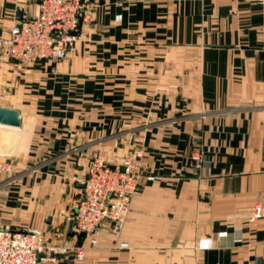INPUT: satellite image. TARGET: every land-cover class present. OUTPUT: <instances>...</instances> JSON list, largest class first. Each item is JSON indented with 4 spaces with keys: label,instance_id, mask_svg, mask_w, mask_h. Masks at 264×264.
Segmentation results:
<instances>
[{
    "label": "crops",
    "instance_id": "1",
    "mask_svg": "<svg viewBox=\"0 0 264 264\" xmlns=\"http://www.w3.org/2000/svg\"><path fill=\"white\" fill-rule=\"evenodd\" d=\"M37 2L0 0V36ZM52 67L0 57V105L21 119L0 124L19 179L0 180L3 223L82 244L73 264H264V221L250 217L264 190V0H99ZM140 145L157 178L119 233L68 234L90 158Z\"/></svg>",
    "mask_w": 264,
    "mask_h": 264
},
{
    "label": "built area",
    "instance_id": "2",
    "mask_svg": "<svg viewBox=\"0 0 264 264\" xmlns=\"http://www.w3.org/2000/svg\"><path fill=\"white\" fill-rule=\"evenodd\" d=\"M98 5L99 0H38L35 14L22 12L8 32L0 36V57L7 56L22 64L48 61L54 69L78 39L80 24L93 18ZM143 156L144 147L140 145L126 155L97 153L90 158L72 216L74 232L83 233L90 243L104 229L119 233L132 195L143 181L157 178L143 168ZM191 157L199 162L201 151L194 149ZM10 168V162L0 161V171ZM250 217L264 221V190ZM127 245L126 241L119 242L120 247ZM261 250L264 257V239ZM84 254L82 244L51 242L35 226L23 230L0 220V264H63L70 255L74 260Z\"/></svg>",
    "mask_w": 264,
    "mask_h": 264
},
{
    "label": "water",
    "instance_id": "3",
    "mask_svg": "<svg viewBox=\"0 0 264 264\" xmlns=\"http://www.w3.org/2000/svg\"><path fill=\"white\" fill-rule=\"evenodd\" d=\"M18 18L22 15V10L19 9L17 11ZM20 116L18 110L12 107L2 106L0 105V124L10 125V126H18L20 124ZM84 182L81 183L83 186ZM73 220H70L67 226V233L73 234L72 230ZM23 230L25 228H22ZM72 255H70L66 260L63 261V264H73ZM259 264H262V261L259 259Z\"/></svg>",
    "mask_w": 264,
    "mask_h": 264
},
{
    "label": "rangeland",
    "instance_id": "4",
    "mask_svg": "<svg viewBox=\"0 0 264 264\" xmlns=\"http://www.w3.org/2000/svg\"><path fill=\"white\" fill-rule=\"evenodd\" d=\"M129 151H130V149H128V148L126 150L120 149L118 151L115 149V150H108L105 154H107V155H119V156H122V155L128 154ZM0 161H4V160H0ZM6 161H8V160H6ZM8 162H10V161H8ZM10 164H11V168L10 169H8V170H1L0 171V180L1 179L3 180V178H7L8 180L10 179V181H8V184L9 183L12 184V183H14V182H16V181L19 180L18 178L17 179L16 178L15 179L13 178L18 173V170L13 167V164L11 162H10ZM32 167L31 166L28 167L27 169H30V170L26 171L25 173H31V174L39 173L38 167H34V168H32ZM27 169H25V170H27Z\"/></svg>",
    "mask_w": 264,
    "mask_h": 264
}]
</instances>
